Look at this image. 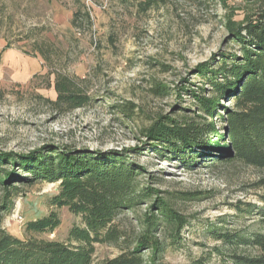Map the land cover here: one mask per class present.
<instances>
[{"label":"rangeland","instance_id":"374dc122","mask_svg":"<svg viewBox=\"0 0 264 264\" xmlns=\"http://www.w3.org/2000/svg\"><path fill=\"white\" fill-rule=\"evenodd\" d=\"M141 1L0 0V153L28 154L45 147L65 153H118L142 168L138 185H149L157 197L200 196L176 202L187 223L175 244L165 240L163 230L145 234L152 200L117 216L115 223L134 241L139 236L165 240L164 253L156 259L149 250L142 251L146 264H234L230 255L257 251L225 247L205 231L208 225L220 227L219 219L232 232L256 230L252 217L235 218L231 207L260 205L251 185L264 172L237 161L186 166L155 151L145 130L172 113L192 117L189 91L203 85L193 74L195 68L211 53L236 51L225 45V23L248 21L264 0H164L145 12L139 10ZM54 75L77 83L90 105L55 109L48 102L56 97ZM158 86L163 88L160 94L152 93ZM14 185L13 209L1 225L7 233L23 239L27 221L52 211L60 225L32 239L64 242L70 228L83 226L67 208L49 206L57 183ZM94 247L95 263L119 255L112 246Z\"/></svg>","mask_w":264,"mask_h":264},{"label":"trees","instance_id":"16d2710c","mask_svg":"<svg viewBox=\"0 0 264 264\" xmlns=\"http://www.w3.org/2000/svg\"><path fill=\"white\" fill-rule=\"evenodd\" d=\"M163 1L143 0L139 10L148 11ZM245 1L258 4L261 0ZM256 14L243 23H225V45H234L236 51L211 53L195 68L193 74L203 85L199 91H189L194 106L192 117H173L172 113L157 118L145 130L155 151H164L189 167L237 161L264 172V5ZM77 17L76 13L72 22ZM53 89L55 100L48 102L55 109L70 111L90 105V98L72 79L54 75ZM162 90L158 86L151 92L160 94ZM127 161L118 153H65L51 147L28 154L0 153V264H146L143 250H149L151 259L158 258L164 253L165 240L169 238L170 244H175L187 223L176 210V202L197 200L200 196L167 193L159 198L149 185H138L142 168ZM16 183H57V193L49 206L67 208L81 218L83 226L70 228L64 242L32 239V235L49 233L60 225L52 211L27 221L23 239L7 233L1 225L13 209ZM251 187L257 192L260 205L244 203L231 209L236 212L235 218L252 217L256 230L232 232L225 227L227 221L219 219L220 227L208 225L205 231L211 240L225 247L257 251L256 255H230L234 264H264V175ZM149 200L152 201L144 219V232L151 236L163 230L167 235L164 242H150L146 236L134 241L115 223L119 214L133 212ZM95 245L112 246L119 255L95 263Z\"/></svg>","mask_w":264,"mask_h":264}]
</instances>
